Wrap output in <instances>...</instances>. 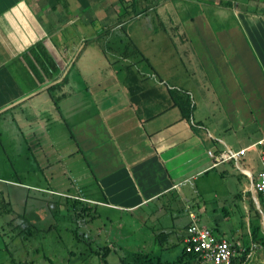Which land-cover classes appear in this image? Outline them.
Returning <instances> with one entry per match:
<instances>
[{"label": "crops", "instance_id": "1", "mask_svg": "<svg viewBox=\"0 0 264 264\" xmlns=\"http://www.w3.org/2000/svg\"><path fill=\"white\" fill-rule=\"evenodd\" d=\"M132 1L135 8L145 11L128 15L125 21L127 15L119 16V0H0V149L4 154L10 137L17 145L25 142L18 122L25 120L21 105L26 101L33 121L27 122L28 127L36 140L34 130L39 131L40 122L37 97L62 83L66 86L79 73L81 81L75 86L81 92L66 99L64 107L65 113L73 112L68 114L70 123L65 120L75 142L69 156L79 155L83 168L76 172L72 166L69 171L79 178L89 175L99 197L75 196L132 213L171 197L172 202L165 199L159 205L160 214L167 215L164 221L174 224L172 210L181 202L184 216L179 222L183 228L189 214L206 227L202 220L209 218L212 225L208 228L215 235L225 238L224 233H228L233 236V240L227 239L233 246L239 250L249 247L246 264H264V246L253 242L250 233L257 220L264 235V213L251 186L259 169L257 149L252 144L264 136V23L227 30L208 27L203 21L187 32L180 31L179 22L175 24L177 15L168 17L171 14L159 9L169 0L125 3L130 7ZM200 1L213 2L208 4L213 7L219 4V0ZM258 1L264 6V0ZM258 17L264 22L263 12ZM166 19L175 21L165 26L174 34L179 31L175 37L180 36L182 42L185 37L192 38L182 49L169 40L177 57L170 81L159 76L135 39L132 41L147 62L131 64L125 67L127 72L111 70L113 65L102 54L103 43L119 44V38L126 34L120 28L131 22L132 26L139 22L140 29L147 31L153 21ZM165 27L162 32L169 33ZM248 34L255 42L248 40ZM250 42L259 58L253 63L258 80L249 78V68L241 60L251 49ZM52 71L56 73L51 76ZM118 73L126 78L117 77ZM53 83L57 85L51 87ZM186 97L191 105L188 119L182 117L177 105ZM243 148L245 153L254 151L255 177L240 163H245V153L239 160L223 162H214L206 154L209 149L217 153ZM222 164L236 165L241 175H230L226 182L233 205L230 211L221 210L220 201H213L218 191V176L213 171ZM222 171L226 174V169ZM197 179H201L199 185L188 184ZM164 205L167 212L162 211ZM222 226H226L224 232L220 231ZM236 240L247 243L238 246Z\"/></svg>", "mask_w": 264, "mask_h": 264}, {"label": "rangeland", "instance_id": "2", "mask_svg": "<svg viewBox=\"0 0 264 264\" xmlns=\"http://www.w3.org/2000/svg\"><path fill=\"white\" fill-rule=\"evenodd\" d=\"M247 1L219 0V4L213 7L208 5L207 1L169 0L159 9L165 10V14H171L168 17L172 14L177 15L175 24L179 22L182 27L178 29L180 31L196 28L195 26L202 25L203 21L208 27L220 26L227 30L242 28V24L252 25L251 28H255L264 23L258 17L259 13H264V6L259 4L258 0ZM132 10L137 11L139 7L134 9L132 6L127 7L126 14L132 15ZM193 15L194 17L190 20L189 18ZM245 15L249 18L247 19ZM175 21L168 19L153 21L152 24L150 23L151 29L147 31L140 29L139 22H135L133 26L132 22L125 26L126 30L130 29L131 35V37L127 35L125 41L135 39L143 54L151 59L159 76L168 81L171 80L172 65L177 63L176 48H187L188 39H192L188 36L185 37L186 42H182L180 36L175 37L179 31H175L174 34V30L171 31L170 28L165 27ZM164 27L169 33L162 32ZM248 36H250L249 41L255 42L251 34ZM171 39L175 49L169 42ZM249 46L252 51L248 49L246 55L243 53L241 60L249 68V78L258 80L259 76L254 71L253 65L258 55L255 53L254 46H251V42ZM112 47H106L105 52L102 53L107 61L112 63L111 70L127 72L125 66L134 61L135 57L122 58L123 52H119L121 49L113 50ZM185 64L187 66V61ZM75 66L77 63L73 67V74L76 72ZM100 72L103 71L100 70ZM125 76L124 73L117 75L123 79L126 78ZM76 77H71L66 86L62 83L61 87L46 94L41 93L37 97L40 103V122L39 131L34 130L36 140L32 139L31 128L28 127V123L33 121L30 115L31 105L26 101L21 105L25 120L21 122L20 119L18 122L23 137L25 136V142L17 145V142H12L10 137L4 154L0 149V178L5 179H0V197L9 201L12 210L10 214L0 215V264H121L120 257L125 252L133 250L158 255L160 264L165 262L182 264L177 260V256L182 247L181 236L185 234V228L179 222V219L184 216L183 203L179 202L172 210L171 215L176 218H173L174 224H171L170 220H163L167 215L160 214L159 208L160 203L165 199L172 202L171 197H162L148 209L144 208L135 213L120 207H107L86 202L78 197L80 195L99 197V193L94 187L95 184L89 179V175L86 178H79V175L69 171L72 166L76 172L83 168L79 155L69 156V152L75 149V142L71 138L68 126L65 125V120L69 124L72 119L68 114H73V112L65 113L66 99L81 92L75 86L81 81L80 74L76 73ZM37 125L35 122L34 126L37 127ZM11 135V132L8 133V136ZM2 137H5L4 133ZM245 154V163L242 161L240 163L245 169H250L252 177H255L254 151L248 149ZM225 169L226 174L222 171ZM214 172L218 176L216 177L218 191L213 201L216 203L220 201L218 207L221 210L230 211L233 205L229 202L231 192L226 182L230 180V175L240 177V170L236 165L222 164L216 167ZM219 175L222 180H219ZM200 181L201 179L192 180L188 184L197 186ZM85 184L88 185L86 188L80 187ZM203 194L206 197L207 191L205 190ZM74 198H78L75 206L83 208L82 212L72 207ZM171 204L173 206V203ZM166 205L163 212L168 210ZM10 219L13 221L10 222ZM202 222L209 228L212 225L209 218L206 222L204 220ZM229 222L232 223L230 220ZM223 229H226V226L220 227L221 232H224ZM160 233L165 237L159 245L155 237ZM224 237L230 241L233 240L231 238L233 236L228 233H224ZM244 241L236 240V245L241 246V243H247Z\"/></svg>", "mask_w": 264, "mask_h": 264}, {"label": "built area", "instance_id": "3", "mask_svg": "<svg viewBox=\"0 0 264 264\" xmlns=\"http://www.w3.org/2000/svg\"><path fill=\"white\" fill-rule=\"evenodd\" d=\"M252 146L257 149L258 173L251 183L253 191L264 192V136L257 139ZM246 148L237 151H219L214 153L207 150L206 154L214 162H223L230 159L239 160ZM184 252L192 254L195 264H229L236 254L232 242L215 235L208 227L200 224L194 214H189V222L182 238Z\"/></svg>", "mask_w": 264, "mask_h": 264}, {"label": "trees", "instance_id": "4", "mask_svg": "<svg viewBox=\"0 0 264 264\" xmlns=\"http://www.w3.org/2000/svg\"><path fill=\"white\" fill-rule=\"evenodd\" d=\"M127 0H119L120 4H121V12L119 14V16L122 17V15H127L126 14V11H127V7H128V4L125 3ZM125 3V4H124ZM208 4H213L212 3H209ZM218 4V2H217ZM132 6V9L135 8V6L133 5V1H132V5H130V7ZM144 9V8H143ZM143 9H139L137 11H134L132 10V14H137V13H140V12H143ZM145 11V9H144ZM129 15V14H128ZM128 15L127 17H125V21H127L129 18H128ZM121 31L122 34L125 33V26H122L121 28ZM127 34H125V36L123 35L121 38H119V44H116L117 47L113 48L112 46H110V44L108 42H106L104 45L105 46H101V49L103 51V53L105 52V48L106 47H112L113 50H116L117 48H120L123 53L122 54V58H126L128 56H132L135 57V60L130 62L128 65H126L125 67H128L131 66V64H135V63H138V61H144V62H147L145 57L142 56V54L140 53L139 49L136 47V45L133 43V41H125V37H126ZM112 64V63H111ZM56 73V71H52L50 72V75H54ZM57 84H52L51 87L55 86ZM184 101L182 102V104H179L177 103L178 105V109L180 111V114L182 115V117L188 119L189 115H190V112H191V105H190V99H188V97L184 98L183 99ZM181 103V102H180ZM257 195V199H258V202H259V205H260V209L261 211L264 213V192H257L256 193ZM72 207L74 209H79L81 212L83 211V208H79V207H76L75 206V202L78 201V198H74L72 200ZM2 208V209H1ZM0 209H1V212H0V215L2 213H7V214H10L12 212L11 210V206H10V203L9 201H6L4 198L0 197ZM256 214L259 215L258 211L255 210ZM259 217V216H257ZM13 221V219H10V222ZM252 224H256L254 226H252L251 228V240L253 242H255L256 244H259L261 246H264V235L260 233L259 231V226H258V221L256 220L254 223ZM187 226V224H186ZM185 226V227H186ZM162 236H164L163 234H158L157 239H156V242L160 244H162ZM234 249L238 252L237 254H234L235 256H233L230 260V263L229 264H246L247 260H248V256H247V250L249 247H243L241 250H239L236 246H233ZM195 257L190 254V253H186L184 252L183 248L181 247L180 249V253H179V256H177V260L181 261L182 264H195L196 260L194 259ZM160 258L158 257V255H152V254H149L148 252H144V251H141V250H133V251H128V252H125L122 257H120V263L121 264H160ZM168 262H165V264H167Z\"/></svg>", "mask_w": 264, "mask_h": 264}]
</instances>
